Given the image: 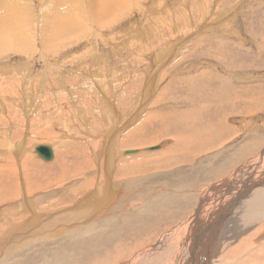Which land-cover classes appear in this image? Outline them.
<instances>
[{"label": "rangeland", "instance_id": "1", "mask_svg": "<svg viewBox=\"0 0 264 264\" xmlns=\"http://www.w3.org/2000/svg\"><path fill=\"white\" fill-rule=\"evenodd\" d=\"M44 1L23 0L15 10L22 16L28 12L27 18L34 17L31 26L38 29V2L46 4ZM124 1L129 8L124 17L113 25L111 19L110 27L102 29L96 24L90 26L87 16L86 33L72 41L63 40L56 51L43 44L37 38L39 31L32 33L30 25L21 26L28 33V54L5 51L0 46V88L4 89L0 91V165L7 168L0 172V187L9 189L13 184L10 188L19 193L15 198H1L6 191L0 188V237L7 229L5 219L8 218L7 225L19 224L28 216L12 214L17 206L20 209L32 201L27 200V195L33 199V195L44 194L45 202H40L35 223L38 218L49 216L51 209H83L87 205L79 203L82 200H98L96 194L107 190L106 166L111 155L112 182L121 189L136 187H131L130 195L122 199L113 216H108L112 214L109 211L91 219L84 214L72 216L68 224L84 226L72 235H41L43 231H53L60 221L51 222L50 227L38 226L34 242L29 243L32 239L26 237L12 250L0 251V264H88V254L93 258L108 250L113 255L110 248L100 246L105 237L120 232L121 239L137 229H150L151 234L141 233L129 252H122L119 247L112 256V263L125 264L143 250H135L137 247L153 244L160 235L166 237L181 224L206 195L208 185L217 182V174L224 173L220 163L198 172L201 157L233 143L251 128L256 131L245 140H257L258 147L264 145V0ZM1 6L0 12L5 9ZM67 8L71 17L72 8ZM225 21L217 29L202 31L208 23L215 27ZM4 37L0 40H6L5 44H14L15 37ZM199 68L204 72L196 78L194 73ZM219 83L221 90L231 88L234 95L260 100L261 108L232 109L215 93ZM197 99L201 101V113L195 123L185 116L176 117L194 108ZM156 113L164 114V118L160 120ZM145 116L150 117L145 120ZM174 117L176 122H164ZM180 134V165L165 164L167 158L161 153L173 144V135ZM185 134L192 143L190 147ZM40 144L56 149L52 160L36 154L34 147ZM156 146L159 149L147 150ZM233 146L238 149L240 143ZM130 149L138 152L125 154ZM246 154L238 157L245 159ZM24 155L41 166L32 168L29 161L24 168L20 161ZM63 163L68 170L65 173L60 165ZM132 163L136 166L131 171L127 168ZM40 168L50 171L51 176ZM179 168L184 170L174 172ZM182 179L194 180L190 190L198 195L195 203L179 195L182 189L170 188L169 195L167 189L157 193L161 184L167 182L173 188V182ZM33 180L39 187L30 190ZM81 220L84 222L76 224ZM85 224L91 227L86 228ZM13 238L16 242L22 239L18 235Z\"/></svg>", "mask_w": 264, "mask_h": 264}, {"label": "bare ground", "instance_id": "2", "mask_svg": "<svg viewBox=\"0 0 264 264\" xmlns=\"http://www.w3.org/2000/svg\"><path fill=\"white\" fill-rule=\"evenodd\" d=\"M63 1L66 3L65 6L62 5L63 3L62 0H46V2L44 1L46 4H44L43 2L42 3L38 2L41 8L39 15L41 16L37 29L34 25L31 26V24H33L31 19H34V17L27 18L28 17L27 14H29L28 12H26V14L22 16L21 14L17 13L15 10V6L23 2V0H0V6L1 5L5 6V7L1 6L5 9L4 11L1 10L0 12V37L2 38H5L4 36L15 37V42L13 45H7L5 44L6 40L1 39L0 46L2 47V50L6 51V49H11L12 51H17L18 53L21 52L28 54L31 48L26 39H28L29 37L28 35H26L28 33L24 32V28H22L21 26H26L25 28H27L28 25H30L28 28H32V33L34 30L35 32L39 31V36H37V38L41 39L42 43L47 45L48 48L54 47L52 51H56L60 49L58 45L62 43L63 40H66V42L72 41L74 38L77 39L80 34H83V32L85 31L84 29L85 28L88 29L87 27H85L88 22L89 25L91 24L90 26H92V24H96L97 27L102 29L107 26L109 28L111 25L110 20L112 19V25H113V22L119 20L121 16L124 17L123 15L128 6L126 3H124L125 2L124 0H63ZM68 5H70L72 8L71 17L68 14V8H67ZM127 9L129 12V8ZM28 10L31 11L34 9L29 8ZM87 16L89 18H87L88 21L87 23H85L86 21H84V18H86ZM210 21L212 22V19ZM226 22L227 21L221 22L219 24H215L216 22H214V24L216 25L215 27H212L213 24L209 25L208 23L206 26H204L202 31L207 32L205 28H209V30L217 29ZM97 27L96 29H98ZM26 31L28 30L26 29ZM82 60H86V59H82ZM203 70H204L203 68L197 69L196 72L194 73L195 77L197 78L198 76H200L204 72ZM196 78L193 80V84ZM221 82L222 79H220V83ZM220 83L218 84L215 93L220 94L219 100L221 102H228L232 109L243 108L247 110H255L261 108L259 106L260 100L257 99L256 101L255 99H251L252 96L244 98L243 96H240L239 93L237 95L236 94L234 95L232 93L233 89L231 90V88L229 89L225 88V90L223 89L221 90ZM0 91H4V89L1 87ZM195 102L197 104L194 108H191L187 112L176 114V117L185 116L188 119V121H192L195 123L201 113V107H200L201 101L197 99ZM244 102H246V105H244ZM254 106L257 107L254 108ZM158 115L160 117H158ZM156 116L160 120L164 118V114L156 113ZM149 117L150 116H147L145 120H147ZM176 117L164 119V122L165 123L169 122L172 124V119L176 122L175 119ZM128 123H131V121H128ZM140 126L142 127V125ZM228 128L230 130L233 129L230 126H228ZM137 130L138 129H136L135 131ZM255 131H256L255 128H251L248 130L247 134L240 136L239 138H235L233 140V143L231 144L229 143L228 145L222 147L219 150L214 149L212 152H209L206 156L204 155L203 157L200 158L202 165L198 170V172L204 170V168L208 167L209 165L211 166L215 163L218 164L220 163L218 166L219 167H221V165L224 166L223 167L224 173L217 174V172H215L217 174L216 177L217 182H212L208 185V187L206 188V195H204L203 198L202 196L199 197L198 202L200 201L201 198L202 200L198 203V205H195L196 206L195 210L189 212V216L183 222H181V224H178L176 225L175 228L171 229V231L168 233L169 235L165 234L166 237L161 238L160 235L159 238L153 244L151 245L148 244L144 248V246H142L144 245L143 243L142 245L137 247L135 250H137L138 248L141 249V247H143V250H140L139 253L133 257V259L129 258L130 260L126 261L125 264H141L143 262L145 264H264V145L258 147L257 140H248V141L245 140L247 136L254 134ZM173 136L175 141L173 142L172 145H170V147H168V150H165L161 154L162 156L167 158V163L165 164L180 165L179 163L180 159L178 156L177 148L180 145L183 137L181 134L176 136L173 135ZM218 136L219 134L217 135L216 138H213L212 140L217 139ZM185 137L187 139V147H190L192 143L189 141V136L185 134ZM236 143H240L239 148L232 149L234 147L233 145ZM262 143H264V141H262ZM43 145L51 146L49 144H43ZM36 146L34 147V149H36ZM51 148L53 149V156L56 155V149L53 148L52 146ZM194 151H198V149L195 148ZM243 152L245 153L247 152L245 159L242 158L244 155H240V153ZM111 153L113 154V151ZM238 156H242V157H238ZM110 157L111 158L109 160L111 162L108 163L106 166V172L108 173L107 175H109V177L106 178L105 187H107V190L96 194L98 200L89 199L88 201H86L81 199L82 200L81 202H79L80 201L79 200L78 201L79 203L87 205L86 208L81 209L77 207L75 209L72 208L68 209V208L59 207V208L51 209L50 210L51 214L49 216L42 217L40 219L38 218V223H35L37 220L36 213L39 211V207H40L39 205L41 204L40 202H42V200L44 201V194H42L41 192L38 193L39 196L33 195L34 197L33 199L31 195H27V200L29 201L32 200V201L26 203L25 207H21L20 209L17 206L16 210L15 211L13 210L12 214L14 217L15 216L19 217L21 215H28V216L23 221L24 224H22L23 222H18L19 224L7 225L6 223L8 218L5 219L6 226L5 225L4 226L7 227V229L0 237V251H3L4 249L7 251L12 250L15 246H17L18 243L23 241V239L26 237H30L32 239L31 241H29V243L34 242L35 241L34 236L38 230V226L41 227L42 225L43 226L46 225V227H50L51 225H53L50 224L51 222L60 221V224H58V226L53 231H51L50 233L48 231H43L41 235L49 234L50 235L49 237L61 233L66 235H72L76 231H78L81 227H84L83 224L81 225V227L76 226L74 224H68L71 222L72 216L84 214V216H88L87 219H91L95 216H97L96 218H98L99 216L101 217L100 214L105 213L106 211L112 212V214L108 216L115 215V213L117 212V208L120 205V202L125 196L130 195V191H131L130 189L133 186L128 187L129 186L128 185L124 189H121L120 187H118L119 186L118 184L115 185V182H112L111 172L109 173V171L113 163L112 162L113 157L112 155ZM23 159H25V164ZM23 159H21L20 161L24 168L26 162L30 161V164L33 165L32 168L37 169L38 163L34 162L32 158H26L24 155ZM60 165L61 168L63 167L62 170L64 171V173L68 171L65 168L64 163ZM125 165L126 164H124V166ZM161 165H164V163ZM40 166L41 165L38 164V167ZM135 166L136 163H132L128 166L129 168L127 169L132 171L135 168ZM4 168L6 167L0 165V172L7 169ZM38 170L43 171L51 176L50 171H44L41 168ZM182 170L184 169L179 168L174 170V172L176 171L181 172ZM212 171L213 170L210 171L211 174L213 173ZM185 180L187 181L185 182ZM189 180L192 182H190ZM80 183L84 184V181ZM125 183H129V182H125ZM173 183H174L173 188L170 187V185L167 184V182L165 183V185L161 184L160 186H158L159 189L157 190V193L160 194L161 193L160 191H165L166 189L168 190L170 188L171 189L175 188L174 189L175 191L178 189H182L183 191L181 190V192L180 191L178 192L179 195H184L187 199H190L192 203L196 202L198 195L194 194L190 190L193 189L195 185L193 179H184V180L182 179L179 181L175 180ZM12 185L13 184H11L10 187H12ZM14 185L16 186V184ZM10 187L9 189L6 187L5 188L0 187L4 189L3 192L6 191L1 196V198L3 196L15 198L17 196L15 194H19L16 192L17 187L15 188L16 189L15 191ZM36 187L39 186H37L33 180L30 184L29 189L31 190ZM90 187H93V182ZM116 187H118L119 189L118 190L115 189ZM29 189L27 192L30 191ZM196 190H200V188H196ZM169 194H170V190H168V195ZM173 196L175 197V195ZM113 201H116L115 205H113ZM105 207L106 209H104ZM11 209L14 208L11 207ZM1 220L3 219L0 218V221ZM2 222L4 224V221ZM31 222H34L35 224L32 225ZM83 222L84 220H81L80 222H76V224L78 223L80 224ZM85 225L86 228L91 227L90 224H85ZM154 227L155 225L152 227V229ZM141 233H145V236H147L151 234V230L146 229V227L140 230L137 229L136 232L128 233L126 237H122L121 239L120 237L123 234L122 235L119 234L120 236H118V234L116 235L113 234L111 236L105 237L106 239L105 242H102L100 246L102 248H108V249L110 248L109 250L113 251V255H116L118 253L119 247H121L122 252L127 253L130 251L131 246L138 243L137 240ZM16 235H18V238H22L18 242H16L15 240L16 238H13ZM126 238H128L127 241H125ZM110 244L111 246H109ZM164 244H166V246H164ZM105 251L103 254H97L93 258H91L89 254L86 255V257H89L87 263L90 261L88 264H99L101 260L102 262H104L102 264H114L112 263V259H111L113 256L112 253L108 252V250L106 252ZM84 257L85 256H83V258Z\"/></svg>", "mask_w": 264, "mask_h": 264}, {"label": "water", "instance_id": "3", "mask_svg": "<svg viewBox=\"0 0 264 264\" xmlns=\"http://www.w3.org/2000/svg\"><path fill=\"white\" fill-rule=\"evenodd\" d=\"M156 149H159L158 146L156 147H151V148H148L147 150H156ZM35 151L37 152V154L43 158L44 160L46 161H50L53 159V149L51 148V146H48V145H38L36 146V149ZM138 150H125V154H131V153H137Z\"/></svg>", "mask_w": 264, "mask_h": 264}]
</instances>
